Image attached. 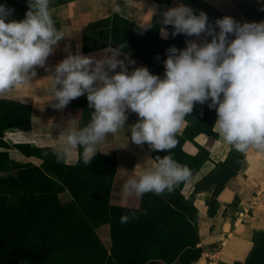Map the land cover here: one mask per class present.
<instances>
[{"label":"rangeland","instance_id":"obj_1","mask_svg":"<svg viewBox=\"0 0 264 264\" xmlns=\"http://www.w3.org/2000/svg\"><path fill=\"white\" fill-rule=\"evenodd\" d=\"M65 1L51 0V7ZM152 1L164 11L170 0ZM178 1L196 14L204 11L213 22L229 15L210 0ZM229 1L249 22L264 21V0ZM0 4L14 9L9 19L15 20L23 19L28 8L27 0H0ZM156 19L142 34L137 23L103 19L96 24L99 29L90 32L92 44L125 42L122 51L160 68L166 50L173 45L184 48L189 37L171 36L168 26L169 37L162 39ZM75 107L83 111L81 126L87 124L92 110L86 94L77 98ZM30 116L29 104L0 97V264L9 255L7 264H123L119 259L124 264H264V152L249 149L242 154L226 144L214 128L216 111L207 103L194 106L170 152L152 151L145 144L155 158L171 155L192 175L172 193L144 194L137 209L109 202L115 171L112 152L98 151L88 166L81 156L58 162L54 148L28 131ZM252 162L256 164L249 170ZM230 184L235 194L222 204L220 193ZM141 209L147 210L146 216L140 215ZM201 209L210 217L231 221L230 230L217 238L202 237ZM132 211L139 219L120 223L121 215ZM54 223L60 232L50 230ZM107 228L110 244L102 238ZM44 254L52 260L43 259Z\"/></svg>","mask_w":264,"mask_h":264},{"label":"clouds","instance_id":"obj_2","mask_svg":"<svg viewBox=\"0 0 264 264\" xmlns=\"http://www.w3.org/2000/svg\"><path fill=\"white\" fill-rule=\"evenodd\" d=\"M27 4L21 20L9 19L14 9L0 4V97L31 84L37 68L51 73L50 101L55 109L62 110L86 94L90 120L79 126L73 119L72 127L62 129L63 142L54 150L58 162L68 163L75 154L88 166L103 151L100 146L108 136L127 126L129 112L139 117L129 127L130 141L168 153L176 147L177 135L194 106L206 103L216 111L214 128L226 144L242 154L249 149L264 152V21L241 23L225 15L213 22L204 11L196 14L184 3L164 11L153 5L152 20L138 24L141 34L158 17L155 23L160 25L162 39L169 37L168 26L173 37L200 38V42L187 40L182 49L173 45L166 50L163 77L143 66L129 72L125 60L119 58L125 42L105 49L100 58L81 52L68 54L53 70L47 60L66 37L65 32L56 27L51 0H27ZM155 160L153 167L135 172L125 181V198L172 193L192 175L171 155ZM140 215L146 216L147 210L141 209ZM132 219H139L135 211L121 215L120 223Z\"/></svg>","mask_w":264,"mask_h":264},{"label":"crops","instance_id":"obj_3","mask_svg":"<svg viewBox=\"0 0 264 264\" xmlns=\"http://www.w3.org/2000/svg\"><path fill=\"white\" fill-rule=\"evenodd\" d=\"M210 1L217 8L224 10L241 23L248 21L234 2L229 0ZM179 3L181 2L178 0H170L165 10ZM153 5L152 0H67L51 7L50 11L57 28L62 29L66 37L59 42L56 51L49 56L47 66L54 70L55 65L68 54H76L77 52H81L84 55H95L97 58H100L104 54L105 49L109 47L116 48L117 46L112 43L97 46L92 44L90 32L91 30L99 29L96 24L110 17L126 19L137 24L149 22L153 16L151 10ZM158 35L161 37L160 30ZM188 40H197V42H200V38L194 36L189 37ZM184 47H186V43ZM126 56L128 59L134 60L135 63L128 64V61L125 59ZM119 58L125 60L129 72L137 67L143 66L147 67L152 74H157L161 77L164 76V65L160 68H151L146 60L130 55L122 50ZM119 70L117 68L116 71ZM50 74L45 68H37V77L31 84L20 86L6 97L29 104L31 121L28 131L33 132V136L40 143L53 147L55 150L63 142V136L61 135L62 129L64 127H72L73 119L80 126L83 111L75 107L77 99L72 100L62 110L55 109L51 106L54 101H50ZM138 119L137 114L129 112L128 120L126 121L127 126L115 136L109 135L105 144L100 146L103 150L100 152H112L115 158V171L109 192L110 204L132 209H137L141 206L143 197L140 199L125 198L122 193L125 181L135 172L151 168L157 163L155 157L145 144L142 147L137 146L129 139V127ZM125 145L127 147H124ZM78 157L79 155L74 154L69 157V160H76ZM255 164L256 162H252L249 165V170ZM235 191L236 189L233 184L226 186L220 193L221 203L229 202L234 196ZM198 218L201 235L202 237H208V239H210V236L217 238L223 233L226 234L232 226L231 221L225 218H221L220 220L216 219L217 217H210L207 215L205 209L200 210ZM102 235L105 243L110 244L109 228L103 230Z\"/></svg>","mask_w":264,"mask_h":264},{"label":"trees","instance_id":"obj_4","mask_svg":"<svg viewBox=\"0 0 264 264\" xmlns=\"http://www.w3.org/2000/svg\"><path fill=\"white\" fill-rule=\"evenodd\" d=\"M56 27H57V25H56ZM79 108V107H78ZM81 109V108H80ZM81 124H82V120H81V122H80V126H81ZM184 130V129H183ZM152 154V153H151ZM153 155V154H152ZM154 156V155H153ZM114 157V156H113ZM155 157V156H154ZM114 160H115V158H114ZM183 197V196H182ZM183 200H184V202L185 203H189L190 204V200H189V198H184L183 197ZM120 207V206H119ZM123 208H125V207H123ZM50 230L53 232V233H55L56 231L57 232H60L59 231V227H57V224L56 223H54V224H51V226H50ZM117 230H115V224L113 223V226H111V238H112V243H114V247H116V246H118V243H116V236H117V232H116ZM55 239L57 238V236L56 235H54L53 236ZM58 239V238H57ZM57 254H58V252H57ZM200 255L199 254H197L196 256H194L193 258H191L190 259V261L191 260H196L198 257H199ZM42 258L43 259H48V260H52V257L49 255L48 257L46 256V254H44L43 256H42ZM9 259H10V255L7 257V258H3L2 259V263L1 264H7L8 263V261H9ZM119 262L120 263H125L124 262V260H122V259H119Z\"/></svg>","mask_w":264,"mask_h":264},{"label":"bare ground","instance_id":"obj_5","mask_svg":"<svg viewBox=\"0 0 264 264\" xmlns=\"http://www.w3.org/2000/svg\"><path fill=\"white\" fill-rule=\"evenodd\" d=\"M8 134V133H7ZM34 138V137H33ZM249 156V155H248ZM251 159H252V157H251ZM211 264H214L213 262L211 263Z\"/></svg>","mask_w":264,"mask_h":264}]
</instances>
